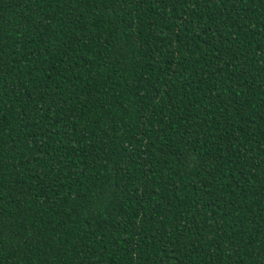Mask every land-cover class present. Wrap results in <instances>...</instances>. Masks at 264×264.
<instances>
[{"label":"trees","instance_id":"1","mask_svg":"<svg viewBox=\"0 0 264 264\" xmlns=\"http://www.w3.org/2000/svg\"><path fill=\"white\" fill-rule=\"evenodd\" d=\"M0 264H264V0H0Z\"/></svg>","mask_w":264,"mask_h":264}]
</instances>
